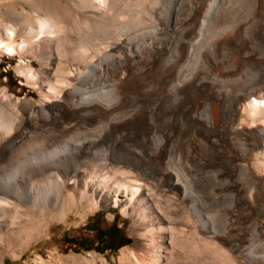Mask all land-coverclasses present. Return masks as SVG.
Here are the masks:
<instances>
[{
    "label": "bare ground",
    "instance_id": "6f19581e",
    "mask_svg": "<svg viewBox=\"0 0 264 264\" xmlns=\"http://www.w3.org/2000/svg\"><path fill=\"white\" fill-rule=\"evenodd\" d=\"M43 1L26 0L31 3L36 18L31 17L32 15L28 12H17L15 24L0 20V47L14 54L24 55L38 44L50 53V59L56 56L58 63L56 81H51L47 87H45L47 85L45 81L39 80L33 62L26 66H19L17 69L40 92L42 101L39 109L41 111L47 112V102L51 100L56 102L48 108L51 110L53 121L58 124L56 129L59 134H69L81 126L86 128L105 120L104 132L110 133L106 137L113 140L111 139L112 142L108 144L109 141L103 138L102 133L78 137L71 135L69 139L46 138L41 148L33 146V149L29 150L27 142L31 140L35 132L33 128L25 126L18 129V126L17 133L3 143L0 137V243L6 239L4 237L7 234H10L6 229L8 220L11 218H8L9 207L17 211V215L10 219L14 224L17 223L14 221L18 217L30 213L37 214L41 219H46L48 213L52 216H63L78 203H85L90 196L88 190L90 186L96 191L95 193L103 194L114 203L123 199L127 207H132L137 199L143 202V206L145 203V207L154 217L151 228L147 232L150 234L159 232L161 237H164L165 233H170L168 246H164L166 254L172 250L176 234L185 232L182 224L194 223L201 236L206 237L211 233L214 239L228 243L232 255L237 256L235 264H253L254 262L264 264V254L256 255L255 251L258 249L254 251L250 249L251 246L244 248L245 242L249 239H246L247 234L242 230V224L250 222L259 207V204L255 206L256 203L249 192L259 179V174L262 172L260 170L263 169L259 164V158H264V127L257 124L256 127H252L248 121L251 117L258 115L264 118V69L252 75H249L248 69H244L243 74L246 75V79H242L244 75L236 77L231 81L234 82L233 85L229 86L230 83L225 84L223 79L226 77L225 72L220 71L218 66L214 67V74L209 77L193 67L194 64L198 66L194 60H199L197 53L202 51H197V40L195 42L193 40L204 33L208 23L219 11V0H188L189 14L182 19H178V16L174 17L171 13V0H162L165 3H160L163 4L162 6L165 5L164 7L160 5L162 8L155 0L151 3H154L152 8L158 16V22L154 24L149 43H147L149 38L139 41L130 37L120 40L115 46L107 43L94 46L82 43L75 49L68 47L71 44H66L65 25L54 17V5L50 2L51 0H45L47 12L44 16L40 15ZM121 2L119 0V3ZM230 3L235 4V2ZM250 4L252 14L264 18V0H250ZM72 5L86 14L85 20H82L80 16L74 18L81 31L90 22L97 21L99 15L106 11L110 12L108 10L110 0H76ZM230 5L228 6L230 8L228 22L231 25L227 28L231 32L228 31L230 33L228 36L239 42L240 61L264 65V23L258 26L256 33H253L252 28L256 20L255 17L253 18L254 15L239 19L241 9L237 10ZM245 7L247 5L243 8ZM166 31L171 33L170 37L165 35ZM217 35L214 41L219 44L222 37ZM155 37L160 40L168 38V40L153 59H145L135 48L145 46L152 50V44L156 41ZM176 46L188 48L187 53L184 52L186 58L177 52ZM155 48L157 49V46ZM35 49L31 51L34 52ZM61 50L68 52V55L70 53L76 55L78 51L80 52L74 57L70 55L79 70V80L75 84L71 82L73 70L64 64ZM142 63V70H140ZM49 64L50 62L47 63ZM133 72H136L134 76L131 75ZM96 73H100L105 81H109L110 90L94 97L86 84L89 85V79ZM132 79L138 81L135 86L130 85ZM11 100L8 92H0V104ZM94 100H97L98 104L95 105ZM243 102L249 108V113L244 115L241 114L240 109ZM204 110H206V117L202 121L205 115ZM184 126H186L184 131L191 128L198 140L209 145L210 152L202 154L198 161V158L194 159V151L197 149L196 141L189 144L188 150H183L177 139V135L181 133ZM184 131L180 137L182 140H185ZM36 139L35 135L34 140ZM119 139H122V143L119 142L121 144L117 145ZM120 148L123 152L127 150L142 156L145 161L144 174L147 175L149 183L135 178L133 171L122 170L124 166L116 154ZM215 167L218 168L216 174L214 173L217 179L222 178L225 173L234 176L237 172H242L244 175L242 183L236 179L228 181L232 190L237 191L240 196L238 199L233 197L232 203L227 208L229 210L223 231L215 230L212 214L209 211L211 207H217L222 202L223 193L219 189L221 185L213 186V195L206 191L209 187L205 182V175L210 168ZM225 168L228 170L224 171ZM40 174H45L46 181H36V177ZM113 178L115 180L112 183L110 180ZM157 188L176 190L184 203V206L176 208V211L185 209V219L178 220L176 223L169 220L168 213L171 208L168 204L173 199H167L165 204L154 196H150ZM77 193L80 194V198ZM143 209L144 207L142 211ZM141 217L142 215L140 219ZM144 221L146 222L145 219ZM228 222L231 227L228 226ZM262 233L263 230L261 235Z\"/></svg>",
    "mask_w": 264,
    "mask_h": 264
},
{
    "label": "rangeland",
    "instance_id": "374dc122",
    "mask_svg": "<svg viewBox=\"0 0 264 264\" xmlns=\"http://www.w3.org/2000/svg\"><path fill=\"white\" fill-rule=\"evenodd\" d=\"M73 1L76 0L50 1L54 5V17L59 22H62L65 25L64 33L67 36L66 44H71V46H68L69 48L71 47V49H75L82 43L93 46L95 44L98 45L107 43L115 46L120 40H126V38L130 37L139 41L149 38L147 43L151 41L150 37L153 34L152 31L154 28V24L158 22V16L154 13V9L152 8V5L154 3H151L155 2V0H121V3H119V0H110V6L108 10H110L111 13L109 11H106V13L99 15V21H94L95 24L93 22H90V24L83 30L84 32L79 29L78 25L74 21V18L75 16H80L82 20H85L86 14L82 11L80 12V10L78 11L74 7V5H72ZM156 1V3H159L158 6H162L163 4L160 3H164V1L162 0L161 2L160 0ZM187 1L188 0H171L172 8H170V11L174 17L178 16V19H182L184 18V16H188L189 8L187 6ZM230 2H235V4ZM175 3H177L176 6ZM229 4L233 5L237 10L241 9L240 12L244 11L241 13L239 12V19L245 18L248 15H254L252 14L250 0H219V11L217 12L219 14L216 13L217 16L215 15L214 18H212V20L208 23V27L204 31V33L197 36L193 40L194 42L197 40V51L199 52L202 50L201 52L197 53L199 60H194V63H196L198 66L200 65L203 69H201L200 66H195V64L193 67H195V70L198 68L196 71L209 77L214 74V67L218 66V69L222 72H225L226 77L228 76L227 78L225 76V78L222 77L225 80V84L228 85L230 83L229 86H231L234 83L231 82L234 78L244 75V69H248L249 75H252L263 71L264 65H258L256 63L252 64L251 62L243 63L240 61L238 56L240 49V46L238 44L239 42L230 39V36H228L230 35L229 32H231V30L227 28L229 27L228 25H231L230 22H228L230 20V8L228 7ZM245 5H247V7H245L244 9L243 7ZM41 6L42 9L40 15L44 16L47 12L45 0L43 1ZM186 8L188 9L186 10ZM227 8L229 11L227 10ZM177 9L180 11L178 12ZM17 12H28L32 15L31 17L36 18V14L33 11L31 3L26 2V0H0V20L5 23L15 24L17 21ZM225 13L228 15H226ZM103 17H105V19ZM261 17L263 16H253L254 19L259 20H255V26L252 28L253 33H256L258 31V26L264 23V18ZM211 22L213 23L211 24ZM165 33L167 37H170L171 33L169 31H166ZM215 34H218L217 36L222 37V40L219 44L214 41V37L216 36ZM112 36L115 38H113ZM154 39L156 41L154 40L155 42L152 44V50L148 49L147 47L145 48V46L137 47L135 48V50L138 51L142 56H144L145 59H153V57L157 54V51L162 48L168 38L165 40H160L159 38L155 37ZM34 46V48L32 47L33 50L36 48L34 52H32L33 50L31 49L32 51L30 50L24 55L14 54L9 50L0 47V92H8V94L11 95L12 99L9 102L0 104V137L2 139V143L4 142V140H8L12 136H14L17 133L18 129H21L25 126H28L31 129L33 128V130H35V132L33 133L34 136L32 135L31 140L27 142L29 150H32L33 146L34 148H41L42 143L45 141L46 138L69 139L71 138V135L78 137L83 135L102 133V135L104 136L103 138H106L107 142L109 141L108 144L111 143L112 138L106 137V135L110 133L104 132V129L106 128L105 120L104 122L101 121L92 126H88L89 128L81 126L76 130L70 132L69 134L62 135L57 132L56 128L58 124L57 122L55 123L53 121L51 110L50 108H48L56 102L53 100L47 102V112L45 113V111H41L39 109V104L42 101V96L40 92L37 90V88H35L33 84L29 83L27 81V77L21 74L17 69L19 66H26L33 62V66L38 74L39 80L41 82L45 81V85L47 83L45 87H47L51 81H56V66L58 64L56 56L53 59H50V53L44 49L45 47L40 46L38 44ZM156 46L157 49L155 48ZM212 46H214L216 49L214 47L212 48ZM140 48H142V50H140ZM183 48L184 47L180 46L175 47L177 52L180 53L183 58H186L185 53H187L188 48L186 47L187 49L184 48V50ZM202 52H204L205 54ZM213 53L215 54L213 55ZM61 54L64 59V64L73 70L71 81L72 84L77 83L79 80V70L74 61L71 59V56H77L78 54H80V52L78 51L76 55L73 53H70L68 55V52H64L61 50ZM210 55L212 56V58ZM226 59L228 60L226 61ZM49 62L51 65H47V63ZM215 63H217L218 65H216ZM230 65L232 66L230 67ZM142 66L143 63L140 64V70H142ZM210 66H212V68ZM204 70H206L207 72ZM135 74L136 72L131 73L132 76H134ZM100 76V73H96L95 76L89 79V85L88 83L86 84V87H88L87 89L89 90L90 88L89 91L90 93L94 94V97L100 96V94L102 95V93L108 92L110 90L109 81H105V79ZM230 76L232 77L229 80ZM242 77L243 80L246 79V75ZM137 83L138 81L132 79L130 85L135 86ZM94 101L95 105L98 104L97 100ZM241 105V114H248L249 108L244 104V102ZM242 111H244L245 113ZM31 112L32 116H30ZM205 112L206 110L203 111L205 115H203L201 119L202 121L206 117ZM62 113H64V110H62ZM258 116L251 117L252 119H249L248 124L252 127H256L257 125L264 127V118ZM185 127L186 126L182 127L181 133H177L178 135H180H177V139L179 140V143L182 146L183 150H188L189 144H191V142L193 143L196 141L195 145L197 149L196 151H194V159L198 158V161L202 157V154L210 152V148H208L209 145L202 140H198L197 135H195V132L191 128H188L186 131H184ZM86 130H88V132ZM182 131H184L183 133L185 135V140H182V138H180ZM35 135L37 138L36 140H34ZM195 139H197L198 142ZM119 142L122 143V139H119L117 141V145L121 144ZM121 151L122 148L118 149L116 154L118 155V159L122 162V166H124L122 170L124 172L133 171L135 172V178L140 179L142 182L149 183L147 175L144 174L145 171L143 168H145V161L143 160L142 156L138 153L128 152L127 150H124V152ZM120 152L122 153V155L120 154ZM259 164L261 168H263L262 170H260L262 172H260L259 179L256 181V183L253 185V188L249 192L252 199L254 200V203H256L255 206L259 204V207H257L258 205L256 206L259 211L256 210L250 222L242 224V230L247 234L246 239H249L245 242L244 248H249L251 246L250 249H253L254 251L255 249H258V252L255 251L257 256H261L264 254V158H259ZM215 168H210L207 174L205 175V182L207 184V187H209L208 189H206V191L213 195V186L215 185L218 187L221 185L219 189L223 193L221 196L222 202L217 207H211L209 211L212 214V221L215 230L223 231V226L225 224L224 222H226L227 220V213L229 210L227 208H229L230 203H232L233 197L238 199L240 196L237 191L232 190V188L228 184V181H233L236 179L239 180L240 183H242L244 175L242 172H237L234 176H230L225 173L222 178L217 179L214 173L216 174L218 168ZM227 170L228 169L225 168L224 171ZM120 173L122 174L123 172ZM113 180L115 179L113 178L110 181L113 183ZM36 181H46L45 174L38 175L36 177ZM69 181L70 180H68V182ZM88 190L90 191V196L85 200V203L82 204L80 202V194L77 193L80 203L68 210L63 216H52L51 213H48L46 219H41V217L37 214L30 213L18 217L16 221H14L15 223H17L14 224L10 219L17 215V211L15 208L9 207L8 218H11L8 220L6 229L8 230V232H10V234H7L4 237L6 239H3V241L0 243V264H235V260H237V256L232 255L233 253L228 243L222 240L214 239L211 233L208 234V236L206 237L201 236L198 233V230L194 223L182 224V226L185 228V232L181 234H176L175 242L173 244V247H171L172 250L169 251L168 254H166L165 247L168 246L170 233H165L164 237H161V233L159 232H155L154 234H150L149 232H147L148 229L151 228L154 217H152L151 212L148 211V209L145 207V203L143 206V202L137 199L132 207H127L126 203L124 202V199L118 203H114L113 200L106 198L103 194L98 195L97 193H95L96 191L93 190L92 187L89 186ZM150 196H154L156 199L160 200L165 204L167 203V199H173L168 204V206H170L171 208L168 213V217L170 216L169 220H171V222L176 223V221L178 220L181 221L185 219V209H179L176 211V208L184 206V203L181 201L176 190L171 191L157 188L154 194ZM142 207H144L143 211ZM141 215L142 219H140ZM144 219L146 220V222L144 221ZM18 221H20V223ZM113 225L118 226L120 232L123 234V240L121 244L122 246L113 251H99L102 250V234L108 232V230H110ZM252 228L253 230H251ZM260 230L261 232L263 230L262 235ZM255 234H257V236ZM151 235L153 236V238ZM72 238H77V243L72 242ZM161 245L163 247H161ZM228 254H230L231 256ZM253 264L261 263L254 262Z\"/></svg>",
    "mask_w": 264,
    "mask_h": 264
},
{
    "label": "flooded vegetation",
    "instance_id": "af4514ba",
    "mask_svg": "<svg viewBox=\"0 0 264 264\" xmlns=\"http://www.w3.org/2000/svg\"><path fill=\"white\" fill-rule=\"evenodd\" d=\"M123 240L122 233L119 232H106V234L101 238V247L104 248L108 246L106 250L113 251V247L119 245Z\"/></svg>",
    "mask_w": 264,
    "mask_h": 264
},
{
    "label": "trees",
    "instance_id": "16d2710c",
    "mask_svg": "<svg viewBox=\"0 0 264 264\" xmlns=\"http://www.w3.org/2000/svg\"><path fill=\"white\" fill-rule=\"evenodd\" d=\"M119 232V233H121L120 232V230H119V228H118V226H116V225H113L112 226V228H110V230H108V232ZM99 233H101V232H99ZM106 234V232L104 233V234H102V236H101V238L104 236ZM100 235V234H99ZM123 235V234H122ZM100 237V236H99ZM72 242H75V243H77V238H72V240H71ZM122 242L119 244V245H117V246H115V247H113V250H116V249H118V248H120L122 245ZM108 246H105L104 248H102V250H99V251H105V249L107 248Z\"/></svg>",
    "mask_w": 264,
    "mask_h": 264
}]
</instances>
